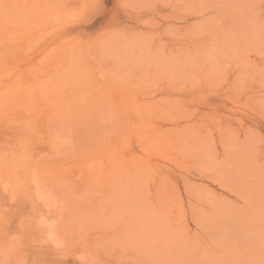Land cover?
Instances as JSON below:
<instances>
[{"label": "rangeland", "instance_id": "1", "mask_svg": "<svg viewBox=\"0 0 264 264\" xmlns=\"http://www.w3.org/2000/svg\"><path fill=\"white\" fill-rule=\"evenodd\" d=\"M0 264H264V0H0Z\"/></svg>", "mask_w": 264, "mask_h": 264}, {"label": "bare ground", "instance_id": "2", "mask_svg": "<svg viewBox=\"0 0 264 264\" xmlns=\"http://www.w3.org/2000/svg\"><path fill=\"white\" fill-rule=\"evenodd\" d=\"M18 166H19V165H18ZM15 168H16V165H15ZM22 169H23V168H22ZM28 171H29V170H28ZM24 172H25V171H24ZM17 173H18V172H17ZM21 174H22V173H21ZM25 174H27V173H25ZM25 174H24V175H25ZM29 176H30V175H29ZM8 177H9V176H8ZM23 177H24V176H23ZM27 177H28V176H27ZM29 178H30V177H29ZM23 179H24V178H23ZM35 179H37V178H35ZM6 180H7V179H6ZM31 180H32V178H31ZM33 181H34V180H33ZM36 181H37V180H36ZM7 182H8V180H7ZM22 182H23V181H22ZM24 182H25V180H24ZM37 182H38V181H37ZM37 182H36V185L38 184ZM15 183H16V182H15ZM25 183H26V182H25ZM20 186H21V185H20ZM38 186H39V185H38Z\"/></svg>", "mask_w": 264, "mask_h": 264}]
</instances>
